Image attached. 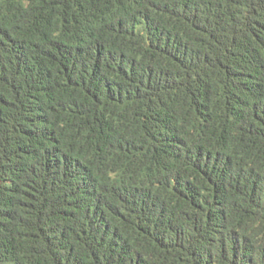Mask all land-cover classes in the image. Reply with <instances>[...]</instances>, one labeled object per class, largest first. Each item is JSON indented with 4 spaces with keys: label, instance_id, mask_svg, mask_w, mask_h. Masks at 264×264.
Returning <instances> with one entry per match:
<instances>
[{
    "label": "trees",
    "instance_id": "16d2710c",
    "mask_svg": "<svg viewBox=\"0 0 264 264\" xmlns=\"http://www.w3.org/2000/svg\"><path fill=\"white\" fill-rule=\"evenodd\" d=\"M0 264H264V0H0Z\"/></svg>",
    "mask_w": 264,
    "mask_h": 264
}]
</instances>
